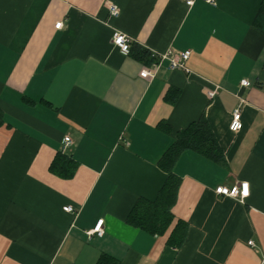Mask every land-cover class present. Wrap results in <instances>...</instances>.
Wrapping results in <instances>:
<instances>
[{"label":"crops","instance_id":"0c3cea01","mask_svg":"<svg viewBox=\"0 0 264 264\" xmlns=\"http://www.w3.org/2000/svg\"><path fill=\"white\" fill-rule=\"evenodd\" d=\"M261 1L0 0V264H264ZM168 50H190L188 72L163 60L151 80L139 76ZM200 118L223 162L182 152L169 229L127 223L163 185V153ZM240 182L243 199L215 193ZM178 221L187 231L173 247Z\"/></svg>","mask_w":264,"mask_h":264},{"label":"trees","instance_id":"16d2710c","mask_svg":"<svg viewBox=\"0 0 264 264\" xmlns=\"http://www.w3.org/2000/svg\"><path fill=\"white\" fill-rule=\"evenodd\" d=\"M253 25L264 33V0L261 1ZM138 52L140 57L147 55L144 49H139ZM174 94L171 90L168 91L165 99L174 100L176 97ZM186 150L195 151L218 163L223 162V152L205 118L191 122L178 132L174 142L158 161L159 167L166 173V178L157 196L154 200L140 198L129 212L126 218L127 223L152 234H162L169 229L173 221L171 208L175 203L180 183V178L174 172V166L179 155ZM59 160L60 158L56 161ZM186 231V223L178 221L169 234L168 243L173 247H179L185 239ZM97 264H104V258H100Z\"/></svg>","mask_w":264,"mask_h":264},{"label":"built area","instance_id":"2783aa9c","mask_svg":"<svg viewBox=\"0 0 264 264\" xmlns=\"http://www.w3.org/2000/svg\"><path fill=\"white\" fill-rule=\"evenodd\" d=\"M183 1L188 6H190L194 3V0H183ZM206 1L208 3H211V4L215 3V0H206ZM108 10H109L110 15H112V16H117L119 14V9L114 4H110L108 6ZM61 24H62V22L59 21V22H56L54 26H55V28H59L61 26ZM112 40H113V43L115 44V46L119 47L120 50L123 51L124 53H127L129 51L130 43H129V39L127 38L126 35H124L120 32H114L112 35ZM189 56H190V50H184L181 52H174L173 50H168L165 53L153 55L152 62L139 71V76L141 78L151 80L155 76L156 71L159 68V66L163 60L168 61V68L171 70L182 69V70H185L188 72L189 70L186 66V61L189 58ZM240 84L242 86H246V85H248V80L243 79V80H241ZM214 95H215V90L208 92L209 97H213ZM242 126H243V124H242V121L240 118V109L238 107H236L233 110L232 115H231V121L229 123V129L231 131L236 132L239 129H241ZM70 144H71V138L69 136H64L63 141L61 143L62 149L66 148ZM245 185H247L246 190L244 187ZM215 193L219 194V195H223V196L239 197L240 199H243L249 193L248 183L247 182H240L239 184H236V185L231 186V187L220 185V186L215 188ZM63 209L65 211H68V212L73 211V208L69 205L63 207ZM102 223H103L102 219L98 220L92 231L101 234ZM248 243L251 245L253 244L252 241H249Z\"/></svg>","mask_w":264,"mask_h":264},{"label":"snow or ice","instance_id":"6c2138e0","mask_svg":"<svg viewBox=\"0 0 264 264\" xmlns=\"http://www.w3.org/2000/svg\"><path fill=\"white\" fill-rule=\"evenodd\" d=\"M245 187V190L247 189V185L244 186Z\"/></svg>","mask_w":264,"mask_h":264}]
</instances>
